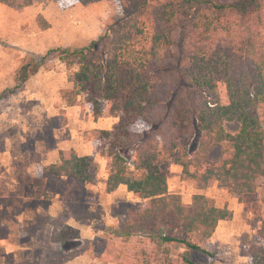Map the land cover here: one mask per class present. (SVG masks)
<instances>
[{
  "label": "trees",
  "instance_id": "trees-1",
  "mask_svg": "<svg viewBox=\"0 0 264 264\" xmlns=\"http://www.w3.org/2000/svg\"><path fill=\"white\" fill-rule=\"evenodd\" d=\"M39 1L0 0L18 11ZM117 1L125 18L99 39L53 50L75 68L70 102L83 94L96 116L104 106L120 114L114 129L104 131L106 190L126 186L146 200L129 212L125 235L152 244L143 250L147 264H207L193 258L195 251L213 264L216 253L207 245L233 212L204 191L217 181L242 197L264 182V0ZM38 69L39 60L27 58L17 72L18 86ZM170 161L194 183L190 203L169 191L162 165ZM43 171L97 180L94 157L75 149L61 150ZM79 236L67 225L52 240L61 247ZM244 244L252 264H264V224ZM59 253L62 264L67 258Z\"/></svg>",
  "mask_w": 264,
  "mask_h": 264
},
{
  "label": "rangeland",
  "instance_id": "rangeland-1",
  "mask_svg": "<svg viewBox=\"0 0 264 264\" xmlns=\"http://www.w3.org/2000/svg\"><path fill=\"white\" fill-rule=\"evenodd\" d=\"M40 16L49 27L44 28ZM124 18L117 0L90 5L40 0L23 11L0 2V264H60V251L67 258L62 264H147L143 250L152 244L143 236L125 235L129 212L146 200L126 186L106 190L104 131L114 129L120 114L104 106L96 116L83 94L72 104L75 68L53 51L88 45ZM32 55L39 69L19 87L17 72ZM261 114L264 123V107ZM198 141L193 140V147ZM63 149L92 155L97 180L44 173L43 167L55 162ZM162 168L169 191L190 203L197 190L182 166L170 161ZM204 193L233 212L231 220L219 223L207 245L216 253L213 264H252L244 240L254 238L264 224V182L242 197L217 181ZM67 225L79 229L80 236L60 247L52 235ZM193 258L212 263L196 251Z\"/></svg>",
  "mask_w": 264,
  "mask_h": 264
},
{
  "label": "crops",
  "instance_id": "crops-1",
  "mask_svg": "<svg viewBox=\"0 0 264 264\" xmlns=\"http://www.w3.org/2000/svg\"><path fill=\"white\" fill-rule=\"evenodd\" d=\"M58 160V159H57Z\"/></svg>",
  "mask_w": 264,
  "mask_h": 264
}]
</instances>
